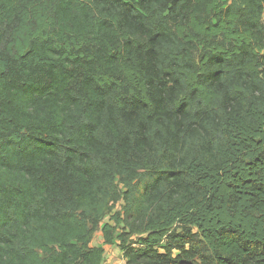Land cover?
<instances>
[{
    "label": "trees",
    "instance_id": "trees-1",
    "mask_svg": "<svg viewBox=\"0 0 264 264\" xmlns=\"http://www.w3.org/2000/svg\"><path fill=\"white\" fill-rule=\"evenodd\" d=\"M98 229L264 264V0H0V264H103Z\"/></svg>",
    "mask_w": 264,
    "mask_h": 264
},
{
    "label": "rangeland",
    "instance_id": "rangeland-1",
    "mask_svg": "<svg viewBox=\"0 0 264 264\" xmlns=\"http://www.w3.org/2000/svg\"><path fill=\"white\" fill-rule=\"evenodd\" d=\"M120 208V203L116 204L115 209ZM109 220V215L103 217L101 220V224L107 222ZM135 240V238H133ZM102 245L104 247V262L103 264H125V259L122 255V250L118 246V241L114 240L112 244H104L103 243V236L98 229L93 236V244Z\"/></svg>",
    "mask_w": 264,
    "mask_h": 264
},
{
    "label": "crops",
    "instance_id": "crops-1",
    "mask_svg": "<svg viewBox=\"0 0 264 264\" xmlns=\"http://www.w3.org/2000/svg\"><path fill=\"white\" fill-rule=\"evenodd\" d=\"M94 245H97V244L94 243ZM98 246H102V245L99 244ZM103 248H104V247H103ZM104 254H105V253H104Z\"/></svg>",
    "mask_w": 264,
    "mask_h": 264
}]
</instances>
